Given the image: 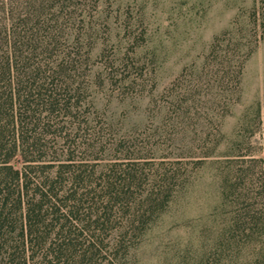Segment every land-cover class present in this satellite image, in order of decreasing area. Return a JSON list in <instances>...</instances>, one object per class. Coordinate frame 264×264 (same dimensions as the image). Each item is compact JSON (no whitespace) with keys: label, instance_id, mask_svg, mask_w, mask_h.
Segmentation results:
<instances>
[{"label":"rangeland","instance_id":"rangeland-1","mask_svg":"<svg viewBox=\"0 0 264 264\" xmlns=\"http://www.w3.org/2000/svg\"><path fill=\"white\" fill-rule=\"evenodd\" d=\"M96 11L93 57L117 61L94 67L96 108L127 145L191 169L137 264L264 253V0H98ZM249 47L238 74L232 53Z\"/></svg>","mask_w":264,"mask_h":264},{"label":"trees","instance_id":"trees-1","mask_svg":"<svg viewBox=\"0 0 264 264\" xmlns=\"http://www.w3.org/2000/svg\"><path fill=\"white\" fill-rule=\"evenodd\" d=\"M97 4L0 0V264H137L188 181L186 163L127 145L96 108L94 67L117 66L93 57ZM240 52L238 74L251 47Z\"/></svg>","mask_w":264,"mask_h":264}]
</instances>
